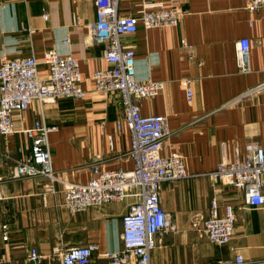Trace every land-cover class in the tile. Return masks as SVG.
I'll return each mask as SVG.
<instances>
[{"label": "crops", "instance_id": "crops-1", "mask_svg": "<svg viewBox=\"0 0 264 264\" xmlns=\"http://www.w3.org/2000/svg\"><path fill=\"white\" fill-rule=\"evenodd\" d=\"M143 1L119 0V12L135 15ZM158 1L183 12L179 24L139 27L122 36L121 44L135 51L137 80L164 82L155 97L137 103L144 116H165L169 133L162 153L181 156L185 170L193 175L161 185L160 204L175 230L161 237L150 264H196L191 256L197 251L212 262L236 254L246 260L264 259V206L250 208L243 194L226 181L201 175L216 168L222 156L234 160L250 146L264 149V92L222 108L264 81V9L249 11L248 0ZM94 21L93 0H0V64L30 55L40 59L54 50L78 60L85 90L81 99L33 100L24 111L14 112V132L0 134V264H28L30 248L43 256L40 264H60L52 254L54 247L91 242L97 246L94 264H106L105 253L122 246L121 217L134 199L71 213L63 206L62 184L54 183L51 190L43 175L15 174L16 165L30 153L31 142L22 131L35 122L55 127L48 133L52 167L66 181L87 183L93 165L105 171L133 169L130 132L125 125L116 128L124 115L120 99L92 88V74L111 67L104 45L95 43L88 30ZM241 38L250 42L247 73L236 66ZM37 72L45 76L46 66L39 64ZM212 198L220 214L226 205L233 207L235 228L228 244H212L211 252L204 253L197 243L201 231L193 224L209 216Z\"/></svg>", "mask_w": 264, "mask_h": 264}, {"label": "built area", "instance_id": "built-area-1", "mask_svg": "<svg viewBox=\"0 0 264 264\" xmlns=\"http://www.w3.org/2000/svg\"><path fill=\"white\" fill-rule=\"evenodd\" d=\"M93 2L95 21L88 25V30L95 43L104 45V57L111 67L92 74V88L103 95L116 94L120 99L124 115L116 121V128L125 125L130 132L129 155L134 167L129 171H105L93 165L92 176L87 183L66 181L52 167L48 133L55 127L35 122L22 131L31 142L30 153L25 161L16 165L15 174L21 177L43 175L48 178L51 190L54 183L62 184L63 206L71 213L127 198L134 199L121 217L122 246L104 256L106 264H150V254L161 237L175 230L168 213L160 204L161 185L193 174L187 173L181 156L162 153L163 139L169 133L165 116L141 114L137 100L155 97L164 82L137 80L135 51L123 48L121 37L135 33L139 27H175L183 12L176 6L166 7L158 0H144L135 15H125L119 12V0ZM247 9L251 12L264 9V0H248ZM184 46L190 48L188 44ZM249 50L248 38L237 41L235 60L240 73L250 71ZM189 51V54L192 53ZM39 64L46 66L45 76L38 74ZM185 82L187 99L191 101L189 80ZM261 92H264V81L225 102L222 108ZM84 95L78 60L70 55L48 50L40 59L30 55L4 60L0 64V134L7 136L14 132V112L24 111L33 100L45 103L59 98L81 99ZM201 175L211 180L226 181L227 185L243 194L250 208L264 206V149L259 146H250L243 156L234 160L222 156L216 168ZM234 228L233 207L226 205L224 214H220L217 200L212 198L209 216L202 223L208 240L218 246L226 245L233 237ZM3 239H7L6 234H3ZM96 247L94 242L54 247L52 254L60 264H94ZM42 258L36 248H30L26 261L28 264H40ZM208 264H264V259L246 260L241 254H236L233 258Z\"/></svg>", "mask_w": 264, "mask_h": 264}, {"label": "rangeland", "instance_id": "rangeland-1", "mask_svg": "<svg viewBox=\"0 0 264 264\" xmlns=\"http://www.w3.org/2000/svg\"><path fill=\"white\" fill-rule=\"evenodd\" d=\"M202 223H203V219L200 220L198 222V220H194V224L193 226H195L196 228H198V231H201L197 238V243L199 244L200 248H203L204 253L206 250V253H210L211 248L213 247V243H211L208 238L206 237V235L204 234L203 230H202ZM213 244V245H212ZM194 255L191 256V260L196 263V264H208L211 261V258L208 256H205L204 254L200 253V252H193Z\"/></svg>", "mask_w": 264, "mask_h": 264}]
</instances>
